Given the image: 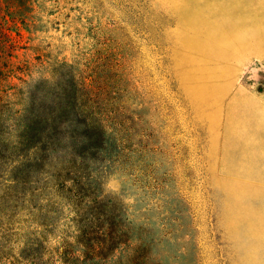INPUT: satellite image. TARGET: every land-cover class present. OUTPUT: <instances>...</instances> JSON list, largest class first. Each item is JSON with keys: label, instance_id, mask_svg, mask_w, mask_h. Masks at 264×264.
Segmentation results:
<instances>
[{"label": "rangeland", "instance_id": "1", "mask_svg": "<svg viewBox=\"0 0 264 264\" xmlns=\"http://www.w3.org/2000/svg\"><path fill=\"white\" fill-rule=\"evenodd\" d=\"M3 1L6 135L33 93L63 89L77 98L64 119L102 121L107 143L54 146L30 179L36 166L0 155L1 257L44 222L50 252L82 250L80 212L123 242L116 264H264V0ZM37 176L45 196H19Z\"/></svg>", "mask_w": 264, "mask_h": 264}, {"label": "trees", "instance_id": "2", "mask_svg": "<svg viewBox=\"0 0 264 264\" xmlns=\"http://www.w3.org/2000/svg\"><path fill=\"white\" fill-rule=\"evenodd\" d=\"M6 10L5 2L0 0V60L6 55L8 48L6 42L10 39L6 33L5 24H1V20L7 23V20L4 17L2 18ZM58 91L59 93L53 94L52 97L47 96L48 94L41 96L37 92L31 95L30 106L24 110V114L20 115L16 124L10 126V129L12 128L16 133L13 139L5 133L7 122L0 112V155H11L13 157L10 158L11 162L15 159H21L20 162L29 163L28 168L36 166L29 171L27 169L29 179L35 171H41L39 176H42L47 167H55L56 164H54L52 158L50 159V155L56 151L53 147H60L63 142H71L74 151L73 158L77 155L81 157V154L84 153L99 152L106 147L107 130L105 124L102 121H89L86 119L74 123L64 119L66 114L76 108L77 98L75 92L63 89ZM1 102L2 99L0 98V108L3 107ZM69 124H72L70 129ZM79 147H82L81 150H78ZM32 151H38L35 160L28 157V152ZM75 152L77 155H75ZM14 169L19 171L13 175V182L19 185L21 182V176H19L21 169L17 167ZM39 176L23 182L25 186L26 184H38V186L30 189L27 185L18 195L25 194V197L30 196L32 199L45 196L46 191L52 187L49 178L42 179ZM56 176L62 178L64 174L60 173ZM52 177L54 175H51L50 178ZM61 178L56 184V192L59 188H65L66 182ZM57 195L51 193L48 196L46 200L48 205L56 203L54 200ZM82 198H85V196L82 195ZM87 203L90 204L93 201ZM79 213L76 219L72 220L77 227L73 239L75 240V246L81 247L82 250H74L73 247H68L69 244L66 243L58 250L50 252L46 248L47 237L44 233L49 232L48 229L52 228V225L44 222L40 223L38 228L35 229L36 231L39 229V232H30L26 235L24 248L19 253L20 255L10 257L4 255L1 257L0 255V264H46V256L50 258L51 264H116L115 254L123 242L121 240H118L120 242L117 241L111 229L102 230L97 227L91 230L97 220L88 219L89 222L83 224L80 221ZM21 235L20 231H14L9 232V235H5L4 238H7V242H9L12 237L18 236L19 238Z\"/></svg>", "mask_w": 264, "mask_h": 264}]
</instances>
